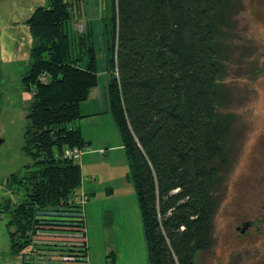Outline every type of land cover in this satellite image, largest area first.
I'll list each match as a JSON object with an SVG mask.
<instances>
[{
  "label": "trees",
  "instance_id": "obj_1",
  "mask_svg": "<svg viewBox=\"0 0 264 264\" xmlns=\"http://www.w3.org/2000/svg\"><path fill=\"white\" fill-rule=\"evenodd\" d=\"M43 1L24 22L33 46L22 82L33 102L22 150L31 164L5 178L4 190L23 193L21 202L0 204V215L8 214L7 225L15 228L16 255L39 229L86 231L81 206L69 204L82 168L64 155L90 146L77 123L84 118L81 104L99 85L97 53L89 26L84 33L73 27L81 16L75 0ZM242 6L241 0H112L107 92L148 264H195L214 247L219 191L233 150L226 80Z\"/></svg>",
  "mask_w": 264,
  "mask_h": 264
},
{
  "label": "rangeland",
  "instance_id": "obj_2",
  "mask_svg": "<svg viewBox=\"0 0 264 264\" xmlns=\"http://www.w3.org/2000/svg\"><path fill=\"white\" fill-rule=\"evenodd\" d=\"M42 1L0 0V69L4 74L0 80L4 84L3 89L0 87L4 94L0 111V204L8 198L13 203L21 202L23 193L12 195L4 190L5 178L31 164L22 150L26 115L33 102L22 82L29 70L33 46L24 22L43 5ZM241 2L237 52L235 59L229 60L226 80L232 93L228 110L235 115L231 164L219 191L214 247L197 255L195 264H264V0ZM75 9L82 17L73 27L87 23L90 28L97 53L98 89L102 90L109 82L105 29L111 22L112 0H75ZM102 117L107 120L103 124L85 126L86 138L91 136L94 142L84 150L79 162L83 181L74 194L80 198L87 192L90 195L84 211L87 246L37 247L32 238L30 246L16 255L10 238L15 228L8 227L9 216L3 214L0 264H148L140 208L129 180L120 132L113 118L105 115L98 119ZM250 222L252 227L242 234ZM51 230L67 233L73 228L49 226ZM73 234L82 236L81 232ZM79 255L88 261L64 260Z\"/></svg>",
  "mask_w": 264,
  "mask_h": 264
},
{
  "label": "built area",
  "instance_id": "obj_3",
  "mask_svg": "<svg viewBox=\"0 0 264 264\" xmlns=\"http://www.w3.org/2000/svg\"><path fill=\"white\" fill-rule=\"evenodd\" d=\"M88 30V25L87 23H85V26L83 27L82 25L78 27V31L80 33H84L87 32ZM102 154H105L104 151H101ZM84 155V150L82 149H66L65 150V158H68L70 160H74L76 162H81V159ZM89 202V197L87 196V194H83L80 198V196L78 195H74L70 200H69V204H73V205H79L81 206V215L79 214V216L82 217V219L85 221V206L86 204ZM49 227H46V229H39L37 230L36 234L33 236V244L36 245L37 247L39 245L42 246H56V247H61V246H66L69 245L72 249H77L81 246H86L87 242L84 240V234L86 233V231H81V230H77V229H73L72 232H58V231H48ZM73 232H77V233H82V236L80 234H77L78 236H75L73 234ZM83 240L82 243L80 242V240ZM87 259V258H86ZM85 258H82L80 255L79 256H67L64 260L66 261H76V262H86L88 261V259L86 260Z\"/></svg>",
  "mask_w": 264,
  "mask_h": 264
},
{
  "label": "crops",
  "instance_id": "obj_4",
  "mask_svg": "<svg viewBox=\"0 0 264 264\" xmlns=\"http://www.w3.org/2000/svg\"><path fill=\"white\" fill-rule=\"evenodd\" d=\"M44 1H42V4L44 5ZM82 17V15L80 16ZM89 22V20H87ZM90 23V22H89ZM108 54V53H107ZM81 114L84 116L83 119H81L77 125L80 127L82 134L86 141L93 143L94 139L91 136H85V133L88 131V128L90 126L95 127V123L103 124V122L107 121L102 117L103 119H98L101 116H107L109 118H113L110 113V104H109V97L107 92V84L102 90H99L98 87L94 88L91 91L90 98L86 102L81 104ZM106 117V118H107ZM103 121V122H102ZM89 124V125H88ZM88 126L87 130L86 127ZM100 151V150H99ZM82 161V160H81ZM88 194V192H87Z\"/></svg>",
  "mask_w": 264,
  "mask_h": 264
},
{
  "label": "water",
  "instance_id": "obj_5",
  "mask_svg": "<svg viewBox=\"0 0 264 264\" xmlns=\"http://www.w3.org/2000/svg\"><path fill=\"white\" fill-rule=\"evenodd\" d=\"M3 77H4L3 70L0 69V80H3ZM0 87H1V89H3V87H4V84L1 82H0ZM2 95H4V94L0 93V111L2 110V106H3ZM243 232H245V230Z\"/></svg>",
  "mask_w": 264,
  "mask_h": 264
},
{
  "label": "flooded vegetation",
  "instance_id": "obj_6",
  "mask_svg": "<svg viewBox=\"0 0 264 264\" xmlns=\"http://www.w3.org/2000/svg\"><path fill=\"white\" fill-rule=\"evenodd\" d=\"M252 224H253V223H251V222H250V223H247V224L245 225V228L241 231V233H242V234H245V233H246V229L252 227ZM244 230H245V232H243Z\"/></svg>",
  "mask_w": 264,
  "mask_h": 264
}]
</instances>
